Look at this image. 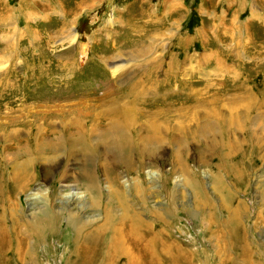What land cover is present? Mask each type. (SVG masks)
I'll return each mask as SVG.
<instances>
[{"label": "rangeland", "instance_id": "1", "mask_svg": "<svg viewBox=\"0 0 264 264\" xmlns=\"http://www.w3.org/2000/svg\"><path fill=\"white\" fill-rule=\"evenodd\" d=\"M116 107L132 108V155L108 125L89 146L51 134ZM0 182L6 229L21 218L0 264H97L89 234L124 214L138 241L150 224V257L140 241L127 263L124 243L105 264H264V0H0ZM65 184L80 210L59 211ZM83 217L100 220L74 244Z\"/></svg>", "mask_w": 264, "mask_h": 264}, {"label": "bare ground", "instance_id": "2", "mask_svg": "<svg viewBox=\"0 0 264 264\" xmlns=\"http://www.w3.org/2000/svg\"><path fill=\"white\" fill-rule=\"evenodd\" d=\"M131 110H132V108H131ZM131 110L121 109L119 107L111 108V109H107V110L99 109L96 112V113H100L99 116L97 114V116H95L94 118H92L88 121L87 120L86 121L82 120V121H78V122L70 121L71 124H69L70 123L69 122L67 125H65L62 129V132H57V131L54 132L53 130H51L52 131L51 134H54V138L62 137V138L67 139V140L75 139V137H79L80 138L79 140H82L83 142L86 143V145L89 146V143H88V141H86V139H89L91 141V139H93L94 137L95 138L102 137L101 134H103L102 130H104V125H108V126H106V127H108L107 131L105 130L106 132H104V134H106L104 136V138H108L110 140L111 136H108V135H111L110 133H114L113 137L116 138L117 140H119V141L125 140V143H124L122 149H124L126 151V153L132 155L134 153V147L135 146L132 145V143H131L132 137L130 138V134H131L132 130H134L138 127H135L134 126L135 124H133L132 120L129 118L130 114L132 113ZM106 115L110 116V121H108V120H106V118H104V116H106ZM111 119H113V121ZM110 127L115 129V131H113L112 128L109 129ZM145 128H144V126H142L140 128L141 129V138L137 135L138 129L135 130L136 133L134 132V134H136V137L141 139V144H144L143 149H146L147 146L149 145V142H150L149 141L150 133H148ZM38 132L39 133H38L37 139L39 142L36 146L35 153H36V155L42 156V154H45L48 151V149L46 148V145L44 143L47 139H49V137L47 136L48 129L41 128ZM143 133H144V135H143ZM140 139H138V140H140ZM87 160L88 159H85V161L83 162L82 168H81L83 170L84 177H86V180H93L94 179L95 181H97L96 178H98L99 176L97 175L98 173L96 170L93 173H91V171H92L91 169H89V170L83 169V166L90 165V163H88ZM79 167H81V165ZM83 173H82V175H83ZM94 188H96L95 185H94ZM77 190H78V188L75 185H72V184L63 185V188L61 190V193H62L61 194L62 199L60 201L61 207L59 208V211H61L62 213L65 214L66 212H70L73 209H79L80 210L82 208V206L78 203H82L83 193H81ZM96 190H99V189L96 188L95 190H93V192H96ZM6 195H8V194H6ZM39 198L40 197L36 193L30 195V197L28 198V206H29L28 216L35 214L37 209H39V210L41 209ZM38 213H39V211H38ZM1 217H0V242H1V238L4 239L5 236H7L9 239H16L15 236H16V233L18 232V230L14 231V228H16L15 226H17L16 224H18L17 222L19 220L21 221V218L17 219L15 221V223H14V220L12 219L11 220L12 224H11V226L8 227V230H7L6 224H5L6 219H2ZM24 218L22 219V222L26 221ZM128 219H130L131 221H130V223L126 224L128 222L127 221ZM7 220H9V219H7ZM99 220H100V218H97V219L93 218V219H89V220L87 217L81 218L78 225H75L76 230L74 232V234H75L74 235V244H78L79 241H82V239H84V237H86V233L89 232V228L92 227ZM56 221H57V219L55 218V215L50 214L47 217L43 218L42 222L39 223L40 232L37 231L36 234H37V237H39L38 242L41 244V246L43 245L42 242H45L47 237L51 235L52 231H54V228L56 229V227H55ZM136 221L137 220L135 219V217H133V216L127 217V215L125 216V214L122 215L121 217H109L107 226H105L104 228H97L94 230V232L92 234L91 233L89 234V236L95 235V242L92 245H87V246L91 250V254L94 256V258L98 257V259L96 258L97 260H99V262L97 264H105V262L107 260L109 261V259L107 258V255H109V254L112 255L113 260L115 258L116 261H120L122 259V256H121L118 248H120L122 245H124V243L127 244V245L125 244L124 247L126 249L127 248L129 249L128 252H129L130 256L133 257V258H131L129 256V258H127V263L133 262V260L136 257V256H134L135 255L134 250L138 249V245H140L141 243H143L142 248H141L142 258L144 260H147L150 257V234H151L150 224L148 222L143 223V228L141 231V239H140L141 243H140V241L137 240V237H138V231H137L138 225L137 224H138V222L136 223ZM13 225H15V226H13ZM120 225H123V227H128L129 231H128V234H125V237H124V233L122 231L123 227ZM29 228H32V226L30 225ZM122 234H123V236H122ZM39 240H41V242ZM11 249L7 252V254L10 252L11 253L13 252L12 258H14L13 255H16V253H18V255H20L19 252L14 253L15 250H11Z\"/></svg>", "mask_w": 264, "mask_h": 264}]
</instances>
